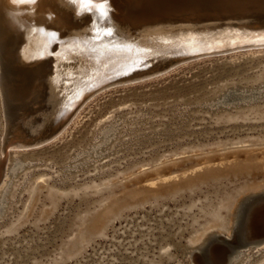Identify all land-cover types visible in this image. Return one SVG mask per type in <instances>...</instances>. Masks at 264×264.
<instances>
[{
	"label": "rangeland",
	"instance_id": "1",
	"mask_svg": "<svg viewBox=\"0 0 264 264\" xmlns=\"http://www.w3.org/2000/svg\"><path fill=\"white\" fill-rule=\"evenodd\" d=\"M244 56L109 87L59 139L6 148L0 264H191V238L228 235L233 201L264 192V53Z\"/></svg>",
	"mask_w": 264,
	"mask_h": 264
},
{
	"label": "bare ground",
	"instance_id": "2",
	"mask_svg": "<svg viewBox=\"0 0 264 264\" xmlns=\"http://www.w3.org/2000/svg\"><path fill=\"white\" fill-rule=\"evenodd\" d=\"M136 4L135 1L117 0L112 9L123 16ZM110 8L108 1L105 3L103 0H37L36 3L0 0V38L12 41L15 65L24 69L26 62L34 60H45L47 65L46 72L42 74L44 86L36 82L33 86L32 105L38 106L40 100L42 103L35 114L37 119L28 122L23 117L17 118L14 124H19L20 128L15 127L9 138L10 127L0 73L1 151L10 147L17 152L27 144L38 146L59 139L84 108L109 87L112 90L165 75L178 68L176 64L180 63L181 67L216 56L236 59L240 55L247 58L264 53V28L248 21H240L234 26L230 23L217 26L215 23L194 27L167 23L148 26L143 22L140 24L143 27L132 34L131 29L114 23L115 20L108 14ZM85 15H89L91 24L88 25L86 19L84 24L79 21L80 25L75 27L74 20ZM60 32L65 33L61 36L58 35ZM255 95L253 91L236 97L245 101ZM228 96L235 95L227 94L224 99L227 100ZM3 156L6 163L8 154ZM18 158L14 157L8 173L5 164H0V185L4 183L2 188L0 186V215L6 205L5 194L10 190L7 191L13 181L11 178L16 177L15 172L20 165ZM6 176L12 181L5 180ZM249 195H243L241 199ZM240 201H233L236 212L226 230L228 235L238 224ZM207 229L190 239L189 251L184 254L187 260L191 261L192 254L203 249L207 242L215 241L213 231L208 232ZM220 229L223 230V225ZM216 234L222 233L218 231ZM223 240L226 242L227 237ZM244 240L241 238L240 241ZM262 250L264 239L244 244L227 255L221 264H250L253 255ZM204 264L215 263L207 256Z\"/></svg>",
	"mask_w": 264,
	"mask_h": 264
},
{
	"label": "water",
	"instance_id": "3",
	"mask_svg": "<svg viewBox=\"0 0 264 264\" xmlns=\"http://www.w3.org/2000/svg\"><path fill=\"white\" fill-rule=\"evenodd\" d=\"M107 1L111 5L108 14L115 20L114 23L131 29L132 34L134 30L143 27L140 25L143 22L148 26L157 23L180 24L188 27L215 23L220 26L230 23L234 26L240 22L238 19H251L252 23L250 24L264 28V0H130L137 4L131 6L132 10L126 11L125 14L128 16L116 14L115 9H112L117 4V0ZM119 17H126L132 22L119 23L117 22ZM86 19L90 25L89 15L75 19L73 25L77 27L75 23L79 21L84 24ZM64 33L60 32L58 35L63 36ZM0 42L2 46V49L0 48V73L3 77V99L10 131L13 132L15 127L20 128L19 124H14L17 118L23 117L28 122L37 119L35 114L42 107V103L40 100L37 103L38 106L32 105L33 86L35 82L44 86L43 75L47 70V65L45 60H34L26 62L24 69L21 65L16 66L12 41L8 38H0ZM52 48H54V44ZM233 99L238 100V97L236 95L227 97V101ZM251 100H255L254 97L248 99V101ZM32 115L34 116L29 118ZM5 149H2L4 155L6 154ZM3 158L5 159L4 156ZM4 161L0 160V164L4 165ZM235 212L234 209L233 214ZM237 214L238 224L230 230V234L218 235L214 233L215 241L207 242L203 249L193 253L191 261L188 260L191 264H204L207 256L215 264H221L227 255L239 247H243L244 244L257 243L264 239V192L241 199ZM224 237H227L226 242L223 240ZM241 238L246 240L240 241ZM215 243L222 244V246L214 245Z\"/></svg>",
	"mask_w": 264,
	"mask_h": 264
},
{
	"label": "snow or ice",
	"instance_id": "4",
	"mask_svg": "<svg viewBox=\"0 0 264 264\" xmlns=\"http://www.w3.org/2000/svg\"><path fill=\"white\" fill-rule=\"evenodd\" d=\"M28 2H30V3H36L37 0H28ZM104 2L107 3V0H104Z\"/></svg>",
	"mask_w": 264,
	"mask_h": 264
}]
</instances>
